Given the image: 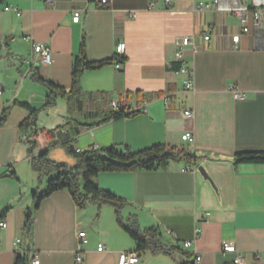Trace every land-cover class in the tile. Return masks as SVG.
Wrapping results in <instances>:
<instances>
[{
  "label": "crops",
  "instance_id": "1",
  "mask_svg": "<svg viewBox=\"0 0 264 264\" xmlns=\"http://www.w3.org/2000/svg\"><path fill=\"white\" fill-rule=\"evenodd\" d=\"M200 1L212 0H110L106 7L99 0H55V8L43 0H0V41L9 45L0 54V119L10 107L0 127V221L7 223L0 228V264H14L16 255L27 249L38 264H77L79 251L82 264H118L121 252L136 249L111 205L79 209L67 190L41 201L31 239L23 230L32 193L45 190L46 179L39 182L32 171L29 145L21 138L19 127L29 113L13 103L45 105L49 90L33 80L36 70L70 90L83 38L88 61L112 59L118 43L126 45L120 69L106 64L84 71L81 77L88 99L108 95L107 111L94 106L82 112L83 99L81 113L70 122L68 105L60 113L58 99L55 107L42 112L45 118L39 127L75 124L69 140L81 151L112 145L133 150L156 144L188 148L198 157L195 165L176 162L167 169L103 172L95 183L126 201L125 220L135 216L141 228H158L163 244L180 250L176 253L183 255L180 262H192L198 253L200 264L236 263L237 258L241 264H264V164L234 165L237 151L264 149V30L241 34L235 49L232 39L241 33L240 23L230 12L243 6L264 7V0H219L216 8L198 11ZM6 6L21 14L6 11ZM76 9L82 10L79 22L73 21ZM205 34L210 35L208 41ZM183 37H192L196 45L187 47L182 56L194 69V92L184 89L185 75L179 70L177 41ZM34 43L50 47L51 64L33 52ZM234 90L247 98H235ZM112 101L137 115L74 134L80 124L96 123L116 111ZM187 109L194 112L193 118L185 117ZM187 132L195 137L193 145L182 140ZM47 136L38 144L53 140ZM41 150L37 146L36 154ZM57 161L70 167L77 164L73 156ZM197 227L201 234L195 239ZM82 231L87 233L86 243L80 241ZM183 241L192 244L185 248ZM226 242L235 246V252H223ZM99 244L105 246L103 251H98ZM171 258L148 251L140 254L138 264H176L178 260Z\"/></svg>",
  "mask_w": 264,
  "mask_h": 264
},
{
  "label": "trees",
  "instance_id": "2",
  "mask_svg": "<svg viewBox=\"0 0 264 264\" xmlns=\"http://www.w3.org/2000/svg\"><path fill=\"white\" fill-rule=\"evenodd\" d=\"M9 45L0 41V54L4 47ZM123 60V59H122ZM106 64H114L112 59L101 61H88L86 57V43L83 38L79 54L75 57L72 69V86L70 90L58 86L52 81L44 79L40 73L34 71L33 80L45 86L50 93L46 97V107L56 104L58 97L66 99L68 102L77 101L79 105L83 103V91L81 87V77L86 70H96ZM13 105L26 109L29 116L21 123L19 130L21 138H25V144L29 145L28 155L30 157V166L33 172L38 175L41 182L46 179L45 190L33 192V205L25 213V222L23 230L27 237L31 239L32 221L36 210L40 207L41 201L59 190H67L79 209H86L90 205L101 207L102 205H111L117 217V222L131 238L136 242V251L139 254L152 252L153 254H165L175 259V254L180 250L173 246H167L162 242V235L158 228H141L135 216L124 219L122 211L127 205L126 201L112 192L100 188L95 179L103 172H134L138 170H156L167 169L170 164L176 162H185L190 165L197 164V155L185 147H177L169 144H156L142 150H133L129 146L112 145L100 149L91 148L84 151H77L69 140V129L75 124L70 122L59 125L54 129H45L38 127L39 114L41 110L34 108L28 102L15 101ZM10 107L4 110L0 119V127L5 124ZM69 114L72 108L68 109ZM137 111L127 112L124 108L112 111L108 116L93 124H80L75 128L78 134L81 129L92 125L100 124L112 119L131 118L137 115ZM65 133L64 137L62 135ZM42 135L51 137L46 148L36 154L38 138ZM60 137V138H59ZM59 138V139H58ZM61 144L65 146L69 153L75 156L77 164L70 167L64 163H58L48 158L49 148ZM264 164V149L239 150L234 154V165L240 164ZM5 213V212H4ZM3 213V214H4ZM3 215H0V219ZM187 259L191 257L188 253H183ZM33 253L30 249L19 252L14 260V264H31ZM176 264H192L191 261H176ZM237 264V263H227Z\"/></svg>",
  "mask_w": 264,
  "mask_h": 264
},
{
  "label": "built area",
  "instance_id": "3",
  "mask_svg": "<svg viewBox=\"0 0 264 264\" xmlns=\"http://www.w3.org/2000/svg\"><path fill=\"white\" fill-rule=\"evenodd\" d=\"M46 2V4L50 8H55L56 3L55 0H43ZM167 3H170V0H166ZM110 0H99V5L101 7H106L109 5ZM219 0H212V1H200L197 6L195 7L196 10L198 11H203V10H208V9H213L218 6ZM154 7V3L149 5V9H152ZM6 11L9 10H15L17 11V14L20 15L21 12L13 7V6H6L5 7ZM232 14H234L238 19L240 23V34H237L233 36V43H234V48H238V44L240 42L241 34H247L249 33L252 29L256 31H262L264 30V7H256V8H250L247 6H243L241 8H236L230 11ZM132 17H135V13H131ZM82 16V10L81 9H76L73 11V21L74 22H79ZM210 39V35L205 34L204 35V40L208 41ZM177 46L179 47V51L177 53L178 58L181 60V66H180V72L185 75V80H184V89L188 92H194L195 91V84H194V69L191 65L186 63L184 60H182L183 56V51L187 47H192V49L196 48V45L194 44L192 37H183L177 41ZM125 48L126 45L125 43H118L117 48H116V53L114 56V66L116 69L121 68L122 64V59L124 58L125 54ZM33 52L40 56L42 61L45 64H51L53 59H52V53L51 49L48 45L43 44V43H34L33 44ZM29 62V61H28ZM30 63V62H29ZM234 97L237 99H246L247 94L238 90H234ZM164 102L166 105H170V99L168 97L164 98ZM120 102L118 101H112L111 106L114 110H119L120 109ZM184 115L187 118H193L194 117V112L190 109H187L184 111ZM182 140L187 142L189 145H193L195 142V137L193 133L187 132L182 135ZM80 151V150H77ZM190 167H187L183 169V171H188ZM7 223L4 220L0 221V228H6ZM195 239H197L200 234H201V229L200 228H195ZM79 238L81 243H86L87 240V233L85 231H82L79 233ZM16 244H20V239H17ZM192 244V241H183V247L189 248ZM105 249V246L102 244L98 245V251H103ZM223 252L224 253H229V252H235V246L231 243H224L223 244ZM75 260L77 264H82L84 261L82 253L79 251L75 254ZM140 261V254L136 250H131V251H123L120 253L119 258H118V264H138ZM202 261V255L200 254H195L194 259L192 261V264H200ZM39 260L37 256H35L31 262V264H38ZM237 264H241V261L239 258L236 259ZM253 264H261L259 262H255Z\"/></svg>",
  "mask_w": 264,
  "mask_h": 264
},
{
  "label": "rangeland",
  "instance_id": "4",
  "mask_svg": "<svg viewBox=\"0 0 264 264\" xmlns=\"http://www.w3.org/2000/svg\"><path fill=\"white\" fill-rule=\"evenodd\" d=\"M49 93H50V91H49ZM58 99H61V104H60V106H58L59 108H58V111L61 113V111H63V109H65L64 108V106H65V104H67L68 105V109L69 108H72V113H70V114H72L73 116H69V119H70V122H73V118L75 117V116H77L79 113H81V105H79V102H77V101H73L72 103L71 102H68L66 99H64V100H62V98L61 97H58L57 98V100H56V103H57V101H58ZM83 99H84V104H85V108L82 110V112H84V111H86V110H92L93 108H94V106H97V108L99 109V110H101L102 112H105V111H107V107H108V95H95L94 96V101H92V100H90V99H88V97H87V95L85 94V93H83ZM34 108H37V109H39V110H41V112H40V114H39V120H43L45 117H43V115H42V112H44L46 109H48V108H53V107H55L56 106V104L55 105H53V106H49V107H46L44 110H42V108L43 107H40L39 105H32ZM38 120V127L40 126L39 124H41V121H39ZM61 122V121H60ZM55 125V124H54ZM39 128H43V127H39ZM43 138H45V136L44 135H42L41 137H39L38 139H40V140H42V141H44V139ZM37 145H38V147H40L42 150H44L45 148H46V146H47V144H44V143H42V144H38L37 143ZM41 150V151H42ZM40 151V152H41ZM39 152V153H40ZM67 156H73V157H75L74 155H72L71 153H69L68 152V150H67V148L65 147V146H63V145H58V146H55V147H50L49 148V152H48V158L50 159V160H52V161H55V162H58V163H63L62 161H57L58 159H60V158H63V157H67ZM52 158H54V159H52ZM75 166V165H74ZM150 252V251H149ZM152 253V252H151ZM175 258L179 261L180 259H178V258H182L183 257V255L182 254H175ZM171 258V257H170ZM171 260L172 261H174L175 259H173V258H171ZM180 262V261H179Z\"/></svg>",
  "mask_w": 264,
  "mask_h": 264
},
{
  "label": "water",
  "instance_id": "5",
  "mask_svg": "<svg viewBox=\"0 0 264 264\" xmlns=\"http://www.w3.org/2000/svg\"><path fill=\"white\" fill-rule=\"evenodd\" d=\"M199 171L205 176L207 177V173L205 171V169L202 166H199Z\"/></svg>",
  "mask_w": 264,
  "mask_h": 264
},
{
  "label": "bare ground",
  "instance_id": "6",
  "mask_svg": "<svg viewBox=\"0 0 264 264\" xmlns=\"http://www.w3.org/2000/svg\"><path fill=\"white\" fill-rule=\"evenodd\" d=\"M45 2V1H44ZM46 3V2H45Z\"/></svg>",
  "mask_w": 264,
  "mask_h": 264
}]
</instances>
